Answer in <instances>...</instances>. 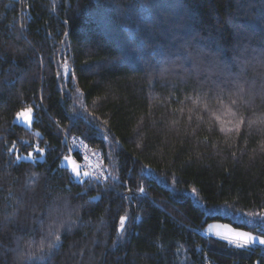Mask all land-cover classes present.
I'll return each instance as SVG.
<instances>
[{"label":"trees","instance_id":"16d2710c","mask_svg":"<svg viewBox=\"0 0 264 264\" xmlns=\"http://www.w3.org/2000/svg\"><path fill=\"white\" fill-rule=\"evenodd\" d=\"M209 220L264 235V0H0V264H264Z\"/></svg>","mask_w":264,"mask_h":264},{"label":"rangeland","instance_id":"374dc122","mask_svg":"<svg viewBox=\"0 0 264 264\" xmlns=\"http://www.w3.org/2000/svg\"><path fill=\"white\" fill-rule=\"evenodd\" d=\"M28 108H31V107H28ZM28 108H25V109L21 110L20 112H22V111H24V110H26ZM31 109H32V112L27 117H24V116L18 117L17 116L18 113H17L16 116L14 117V121L17 124L23 125L26 128H31L32 124H33V118H34V110H33V108H31ZM74 149H81L82 151H85V153L88 154V156H90L91 158L95 159V161H96L95 171L100 176V178L103 180L105 178L104 177L105 173H104V171L102 170V167H101V156H100V153L98 151L88 147L84 142H82L80 140H75V141L72 140L71 141V151L74 150ZM39 150H40V148L36 147L35 151L41 152ZM71 151L69 150V152L65 153L61 157L59 164L61 166H64V167L68 168L70 173H71V175L73 176V178H75L76 180H79V179H81V177L83 178L84 176H86L85 173H87V172L79 167V165L77 164V162H76L74 156L72 155ZM30 153L32 154L31 157H29V153H28V154L20 155L19 159L34 160V159H42L43 158L42 154L39 155V156H35V153L33 151H31ZM74 167L76 168V171L79 172V177L78 178H77L76 174L73 172V168ZM87 174H88L87 176H91L93 178L95 177V176H93V175H91L89 173H87ZM225 225L228 228H230V229H235V230L240 231V232H248V233L252 234V236L255 237V239L249 244L259 245V246L264 247V244H261L259 242L260 239L264 238V235L253 233V232L244 230L242 228L235 227L233 224L228 223V222H223V221H218V220H209L205 224L203 231L206 234H211V235L223 238V235H217V233L218 232L219 233H224V231H225L224 226ZM230 239H231V237H230ZM230 239H226V240L230 241ZM232 243L236 244L235 242H232ZM239 243L243 244L244 241L241 240V241H239Z\"/></svg>","mask_w":264,"mask_h":264},{"label":"snow or ice","instance_id":"6c2138e0","mask_svg":"<svg viewBox=\"0 0 264 264\" xmlns=\"http://www.w3.org/2000/svg\"><path fill=\"white\" fill-rule=\"evenodd\" d=\"M32 112V109L31 108H28L20 113L17 114L18 117L20 116H24V117H27L30 113ZM39 151H43V149H40ZM32 154L29 153V157H31ZM67 159V158H66ZM73 172L76 174L77 178L79 177V172L76 171V168L74 167L73 168ZM85 175L87 176L88 174L85 173ZM141 192H143V189L140 190ZM124 220L125 218L124 217H121L120 218V224H121V227H123L124 225ZM224 233H217V235H223V238L224 239H230V243L231 242H235L237 244V247H246L249 243H251L255 237L252 236V234L248 233V232H240V231H237L235 229H230L228 228L226 225L224 226ZM57 240H60V236H57L56 237ZM243 240L244 243L243 244H240L239 241ZM261 244H264V238L260 239L259 241ZM40 251H43V247L40 248ZM30 256H33L35 255L34 253H30L29 254ZM40 259H43V257H40Z\"/></svg>","mask_w":264,"mask_h":264},{"label":"built area","instance_id":"2783aa9c","mask_svg":"<svg viewBox=\"0 0 264 264\" xmlns=\"http://www.w3.org/2000/svg\"><path fill=\"white\" fill-rule=\"evenodd\" d=\"M78 151L80 152V156H81L79 160H76L79 167L85 170L87 173L95 176L96 178L101 179L100 176L95 171L96 168L95 159L88 156V154H86L85 151H82L81 149H78Z\"/></svg>","mask_w":264,"mask_h":264}]
</instances>
